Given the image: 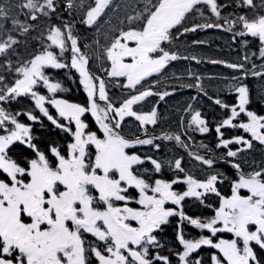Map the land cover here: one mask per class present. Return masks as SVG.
Here are the masks:
<instances>
[{"label": "snow or ice", "instance_id": "1", "mask_svg": "<svg viewBox=\"0 0 264 264\" xmlns=\"http://www.w3.org/2000/svg\"><path fill=\"white\" fill-rule=\"evenodd\" d=\"M228 6L217 0H126L123 5L114 0H0V264H264V165L243 166L254 143L264 146V115L250 110L251 90L243 82L249 76L264 79V63L258 71L252 61L257 53L245 54L244 63L226 65L240 72L233 78L238 81L231 88L233 104L208 96L199 77L185 85L225 110L214 125L212 145L200 142V150H192L196 142L190 133L206 135L213 128L191 103L184 110L187 121L182 117L179 122L181 131L161 135L148 128L159 123L157 108L142 112L135 107L148 97L163 101L172 94L154 91L147 82L170 62L189 58L170 47L185 33L227 26L234 40L244 38V48L249 37L258 41V58L264 60V11H258L264 10V0H236L237 8L250 11L222 16ZM122 8L115 26L105 19ZM205 10L210 13L205 23L185 26L190 15L204 17ZM212 16L223 23L209 22ZM53 17L60 23H51ZM9 19L12 27L5 29ZM77 22L97 34L107 24L104 42L82 43ZM37 30L32 39L40 49L28 59L19 57L16 48L27 40L18 36ZM84 49H92V55ZM93 56L103 75L91 71ZM48 69L75 70L86 103L57 98L67 89L53 82ZM112 80L130 90L118 102L109 96ZM41 87L52 95L42 94ZM22 98L32 106L7 107ZM127 118L137 122L141 135L123 134ZM45 120L59 141L37 134L34 125L46 129ZM229 130L247 135H229ZM161 140L184 149L199 172L190 171L183 156L155 155ZM142 147L153 154H141ZM190 206L212 214H189ZM189 227L200 232L189 236Z\"/></svg>", "mask_w": 264, "mask_h": 264}, {"label": "trees", "instance_id": "2", "mask_svg": "<svg viewBox=\"0 0 264 264\" xmlns=\"http://www.w3.org/2000/svg\"><path fill=\"white\" fill-rule=\"evenodd\" d=\"M91 0H86V3H90ZM219 4H227L228 7L222 8L221 15L227 16L229 13L244 14L250 10L244 8L236 7V0H217ZM257 4L260 0H255ZM114 3L125 4L126 0H114ZM202 10H203V6ZM16 11H19L18 9ZM258 11H264L258 9ZM117 13H109L107 18H111L112 21L116 19ZM123 14L120 16L123 18ZM64 17H67V13H64ZM210 17V13L205 10V16L201 17L199 14L190 15L185 21V26L192 27L196 24L205 23L207 18ZM21 20L24 19L23 15L19 17ZM78 19V18H77ZM51 23H60V20L53 17L50 21ZM209 22L223 23V21H217L214 16L210 18ZM5 29H10L12 27L11 20L4 21ZM107 24L103 25L101 33L97 34L93 29H85V27L78 22L76 23V34L81 37L82 43L91 44L95 39H100L101 43L104 42L103 30ZM226 27L222 28H205L197 29L196 32L185 33L180 36L179 39L175 40L173 45L170 46L172 51L178 53L180 57H189L188 59H177L176 61L170 62L166 70L162 75L149 77L147 84H154V91H169L171 95L165 97L163 101L159 100L158 96L148 97L144 102L138 104L136 109L142 112H148L153 107L158 110V115L160 117L159 123L156 126L149 125V132L155 133L156 135H161L164 132H179L181 131L179 127V122L182 117L187 121L185 116V108L188 104H192L193 108L199 109L205 118L209 121V126L213 128V131L206 135H201L199 133H190L193 136L196 146L192 147L193 151L200 150L198 145L200 142L212 145L215 143V132L214 125L216 122L224 118L225 110L221 109L219 106L215 105L212 100H209L207 96H204L199 92L197 88H188L185 85L197 83L194 77H199V82L203 85L204 89L207 91L208 96L213 98H219L226 103L233 104L236 102V95L231 90L232 85L238 83L234 77H239L240 72L228 68L226 65L228 63H244L243 56L245 54L251 55V53L256 52L257 56H252V61L258 66L257 70H261L259 65L264 63V60L258 58V41L248 38L250 43L247 48L242 46L241 40L244 38L236 37L233 39V33L226 30ZM39 35V30L32 32L29 37H19L18 39L27 40V43H21L17 46L16 51L19 57L23 59H28L36 51L40 49L39 41L32 39L33 36ZM194 41H203V43H194ZM89 55H92V49H84ZM195 56L197 60L191 59ZM67 58V57H66ZM17 56H13L12 60L15 62ZM3 58H0L2 62ZM212 60L222 61L224 63H211ZM199 61V62H197ZM90 69L97 75H103L100 70L101 62L97 60L94 56L90 62ZM247 67H251V64H247ZM67 70H54L48 69L47 72L52 78L53 82L59 81L62 86L67 89L64 92H59L56 97H61L67 99L73 103L85 104L87 101V94L84 92L82 85L79 84L78 73L72 70L70 74H66ZM71 76V78H69ZM159 80V83L156 81ZM244 83L249 85L252 95V103L249 106L250 110L257 112L259 115H264V100L260 97L264 94V79L259 77H251ZM116 81H108L109 96L112 98L113 102H118L119 100L125 98L129 91L128 89H121L115 86ZM146 84V86H147ZM40 92L51 96L52 94L47 93L46 89L40 88ZM196 97L195 100L192 98ZM103 103V102H102ZM32 101L28 99H21L19 104L13 103L8 105L12 110H18L21 107H31ZM50 111L55 115V109ZM39 114V113H37ZM88 120L93 124L94 121L89 115ZM45 124L48 122L45 120ZM37 134H51L53 139L60 140V137L55 135V129H51V125L48 124V128L40 129L39 125H34ZM49 129L51 132L49 133ZM123 134L125 136L141 135L139 129L137 128V122L132 118H127L123 126ZM233 132L230 131L229 135ZM62 135V134H61ZM143 138V137H142ZM62 142V141H60ZM161 143L162 148L159 153L155 155L164 158H172L173 156H183L186 162V167L193 173H198L199 168L194 167V161H191L184 149L177 148L174 142L169 141H158ZM138 151L143 154L147 152L152 155L150 147L139 148ZM202 151V150H201ZM14 154V153H13ZM244 158L247 161L243 166L246 170H251L249 165L253 167L257 165H264V146L254 143L252 150L244 154ZM147 166V165H146ZM222 190L225 194L229 193L227 185H224ZM199 209L192 207V212H199ZM205 215H211V210H204ZM189 234V228L186 229ZM173 233H170L166 239H171Z\"/></svg>", "mask_w": 264, "mask_h": 264}, {"label": "flooded vegetation", "instance_id": "3", "mask_svg": "<svg viewBox=\"0 0 264 264\" xmlns=\"http://www.w3.org/2000/svg\"><path fill=\"white\" fill-rule=\"evenodd\" d=\"M230 131H232L233 132V134L232 135H247V134H245V133H243V131L242 130H229V132ZM164 175L166 176V177H170L171 176V173L170 172H165L164 173ZM229 194V193H228ZM132 206H136V205H132ZM192 207L193 206H190V207H187L186 208V211H188L189 212V214H192V213H194V212H192ZM198 211H204V210H202V209H199ZM187 232V231H186ZM200 232V230H198V229H192L191 227H189V236H196L198 233ZM170 234V233H169ZM206 234V233H205ZM231 235L229 234V233H223L222 234V237H224V238H229ZM89 239H92L91 237H89Z\"/></svg>", "mask_w": 264, "mask_h": 264}, {"label": "rangeland", "instance_id": "4", "mask_svg": "<svg viewBox=\"0 0 264 264\" xmlns=\"http://www.w3.org/2000/svg\"><path fill=\"white\" fill-rule=\"evenodd\" d=\"M124 4V3H123ZM121 4V5H123ZM123 13V8L119 11V13L116 14V19L114 21H112V25L115 26L118 23L117 20V15L121 16ZM108 25H106V27L104 28L105 30H103V32H107L108 31ZM85 51V50H84ZM43 94V93H42ZM57 98H61V97H57ZM63 99V98H62ZM101 104H103L102 102H100ZM47 106V105H46ZM222 235V234H221ZM231 235V234H230ZM224 238V237H223ZM229 238H232V236H230ZM229 238H225V239H229Z\"/></svg>", "mask_w": 264, "mask_h": 264}]
</instances>
